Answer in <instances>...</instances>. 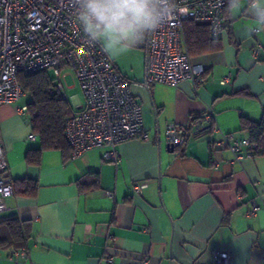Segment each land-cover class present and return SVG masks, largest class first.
I'll return each instance as SVG.
<instances>
[{"label": "crops", "instance_id": "0c3cea01", "mask_svg": "<svg viewBox=\"0 0 264 264\" xmlns=\"http://www.w3.org/2000/svg\"><path fill=\"white\" fill-rule=\"evenodd\" d=\"M254 3L227 0L222 47L191 57L206 68L196 79L178 86L149 83L146 51L135 79L114 62L132 82L149 136L117 145V162L106 158L110 147L103 146L76 157L45 150L39 165L30 164L28 152L41 147L28 111L31 95L0 104L6 180L13 187L17 179L37 183L34 195L14 187V194L0 201V222H32L27 246L17 248L27 250L19 264H213L214 250L228 252L227 264H264V156L248 155V145L241 158L230 147L213 145L230 133L249 138L241 116L262 118L264 29L254 30ZM123 35L127 48L138 47L134 31ZM69 77L74 83L67 86L75 88L78 82L73 74L67 82ZM84 103L83 93L82 99L76 94L71 106ZM210 111L213 129L192 132L182 146L169 149L167 125L189 133L192 118ZM91 174H98L99 186L82 189L79 182ZM143 182L147 186L134 193V185ZM254 203L258 209L252 215ZM13 248L0 247V264H15Z\"/></svg>", "mask_w": 264, "mask_h": 264}, {"label": "built area", "instance_id": "2783aa9c", "mask_svg": "<svg viewBox=\"0 0 264 264\" xmlns=\"http://www.w3.org/2000/svg\"><path fill=\"white\" fill-rule=\"evenodd\" d=\"M84 0H0V104H12L26 94L19 75L50 71L56 87L64 98L67 77L73 74L85 97V103L65 119V135L76 157L97 147L109 146L106 158L117 162V145L132 139L149 140L144 128L142 108L132 93V82L122 76L106 49L98 41L93 25L82 19ZM172 7L182 10L168 18L155 31L132 28L135 44L146 51L147 81L178 86L187 79H196L205 72V65L194 63L185 50L184 24L187 21L206 23L213 37L225 33L227 0H172ZM160 11L169 7L167 0H157ZM127 28V21L114 23ZM101 26V25H98ZM259 53L258 48L254 54ZM27 106L22 107L26 110ZM207 124L195 125L193 134L213 129V113L205 115ZM165 140L173 147L182 146L186 137L177 125H167ZM230 147L241 158L242 146L252 149L250 139L226 134L213 143ZM251 155V150L248 152ZM8 161L0 140V201L14 194L6 180ZM145 182L134 185L141 193ZM111 194V193H109ZM258 209L253 204L249 214ZM26 248H13L10 255L15 264ZM227 251H212L213 264H227Z\"/></svg>", "mask_w": 264, "mask_h": 264}, {"label": "trees", "instance_id": "16d2710c", "mask_svg": "<svg viewBox=\"0 0 264 264\" xmlns=\"http://www.w3.org/2000/svg\"><path fill=\"white\" fill-rule=\"evenodd\" d=\"M226 12V11H225ZM226 29V25H225ZM184 48L195 57L207 52L219 50L222 47V39L213 37L208 24L187 21L184 24ZM19 81L26 93L31 95L28 111L32 117L33 133L41 140V147L30 150L27 161L33 165H39L41 156L45 150H62L67 156L71 155V147L65 135V119L73 111L69 100L57 89L55 78L50 71L42 70L30 74L19 75ZM241 93L250 94L248 90ZM205 114L192 118L189 133H183L186 142L193 132L194 125L201 123ZM241 129L248 132L249 139L254 147L252 156H264V109L260 121H253L241 116ZM180 131V130H179ZM92 179L83 178L79 183L82 189H91L99 186L98 174H91ZM16 191L25 195L35 193L37 183L29 178L15 181ZM15 192V189H14ZM32 231L31 220L8 219L0 222V247L20 248L27 246Z\"/></svg>", "mask_w": 264, "mask_h": 264}, {"label": "clouds", "instance_id": "9594fccd", "mask_svg": "<svg viewBox=\"0 0 264 264\" xmlns=\"http://www.w3.org/2000/svg\"><path fill=\"white\" fill-rule=\"evenodd\" d=\"M169 7L160 11L157 0H84L82 19L87 24L112 26L117 21H127L126 30L140 27L145 31H155L182 10L172 7V0H167ZM256 28L264 29V0H255L253 13ZM139 44L136 43V45Z\"/></svg>", "mask_w": 264, "mask_h": 264}, {"label": "rangeland", "instance_id": "374dc122", "mask_svg": "<svg viewBox=\"0 0 264 264\" xmlns=\"http://www.w3.org/2000/svg\"><path fill=\"white\" fill-rule=\"evenodd\" d=\"M92 29L97 35V38L104 45L112 60L117 63L121 69H123L125 72H128L130 78L135 79V74L142 70L145 50L135 46H133V48H127L125 46L126 42L123 35V32L130 33L134 30H126L125 28L121 31V29L119 30V27H117L115 24L112 26H104L103 28L101 26H92ZM73 83V79L69 77L67 85ZM66 94L70 103L72 104L74 95L78 94L79 98L82 99V93L78 83L75 88H66Z\"/></svg>", "mask_w": 264, "mask_h": 264}, {"label": "water", "instance_id": "95a60500", "mask_svg": "<svg viewBox=\"0 0 264 264\" xmlns=\"http://www.w3.org/2000/svg\"><path fill=\"white\" fill-rule=\"evenodd\" d=\"M169 149H170L171 151H174V150H175V147L169 145Z\"/></svg>", "mask_w": 264, "mask_h": 264}]
</instances>
